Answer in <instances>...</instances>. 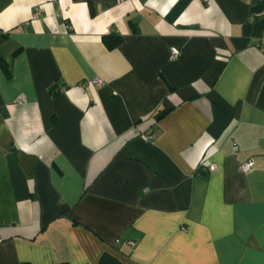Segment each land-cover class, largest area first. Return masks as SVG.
I'll return each instance as SVG.
<instances>
[{
  "label": "crops",
  "instance_id": "obj_1",
  "mask_svg": "<svg viewBox=\"0 0 264 264\" xmlns=\"http://www.w3.org/2000/svg\"><path fill=\"white\" fill-rule=\"evenodd\" d=\"M1 61L0 264H264V0H0Z\"/></svg>",
  "mask_w": 264,
  "mask_h": 264
},
{
  "label": "trees",
  "instance_id": "obj_2",
  "mask_svg": "<svg viewBox=\"0 0 264 264\" xmlns=\"http://www.w3.org/2000/svg\"><path fill=\"white\" fill-rule=\"evenodd\" d=\"M103 44L108 50L115 49L121 42V37L117 35H107L102 38ZM1 68L3 71L8 74L7 66L1 61L0 62ZM100 264H120V262L108 253H104L100 258Z\"/></svg>",
  "mask_w": 264,
  "mask_h": 264
},
{
  "label": "built area",
  "instance_id": "obj_3",
  "mask_svg": "<svg viewBox=\"0 0 264 264\" xmlns=\"http://www.w3.org/2000/svg\"><path fill=\"white\" fill-rule=\"evenodd\" d=\"M180 55V52L177 49H171V59H175ZM89 84H101V81L96 79L94 81H91L89 83H83V87H87ZM25 98L22 95H19L15 98L16 103L24 102ZM234 150L237 149L236 144L233 145ZM254 167V160L252 158L248 159L244 163L239 165V171L243 174H249ZM210 171H215L216 167L215 166H209ZM145 193L148 192V190L144 191Z\"/></svg>",
  "mask_w": 264,
  "mask_h": 264
}]
</instances>
